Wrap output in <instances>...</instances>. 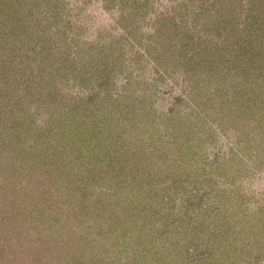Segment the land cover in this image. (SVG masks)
Listing matches in <instances>:
<instances>
[{
  "label": "rangeland",
  "instance_id": "obj_1",
  "mask_svg": "<svg viewBox=\"0 0 264 264\" xmlns=\"http://www.w3.org/2000/svg\"><path fill=\"white\" fill-rule=\"evenodd\" d=\"M260 2L0 0V264H264Z\"/></svg>",
  "mask_w": 264,
  "mask_h": 264
},
{
  "label": "trees",
  "instance_id": "obj_2",
  "mask_svg": "<svg viewBox=\"0 0 264 264\" xmlns=\"http://www.w3.org/2000/svg\"><path fill=\"white\" fill-rule=\"evenodd\" d=\"M263 3L264 2H260V4L256 5L255 7H253L250 4V8L248 9V12H250V14H248V15H251L252 14V11L255 10V9H256V11L258 10L261 13L263 12V15H264ZM239 4H240V10H239V12H242L243 11L242 3H239ZM247 18H249V21H248V24H247V28H248L247 29L248 30V33H247V35H248L247 38L248 39L247 40L250 41L251 37L254 35L253 32H255V30H253L254 28L256 30H259V31H260V29H261V31L262 30L264 31V17H262L259 21H258V19H256V18H259V15L258 14H256L255 16H247ZM247 18H245V19L247 20ZM230 21H232V20H230ZM231 29H232V27H231ZM233 29H235V27ZM237 30H240V28H237ZM247 30H246V32H247ZM247 43L248 42H246V40H244V46H246ZM253 52H254V49L253 48H250V49L248 48L247 49V46H246V47H243V49L240 51V56L241 57L249 56V54H251Z\"/></svg>",
  "mask_w": 264,
  "mask_h": 264
}]
</instances>
